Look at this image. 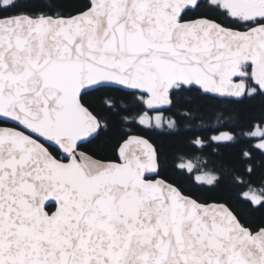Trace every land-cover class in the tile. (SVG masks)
I'll return each instance as SVG.
<instances>
[{"label":"snow or ice","instance_id":"obj_1","mask_svg":"<svg viewBox=\"0 0 264 264\" xmlns=\"http://www.w3.org/2000/svg\"><path fill=\"white\" fill-rule=\"evenodd\" d=\"M0 264H264V0H0Z\"/></svg>","mask_w":264,"mask_h":264},{"label":"trees","instance_id":"obj_2","mask_svg":"<svg viewBox=\"0 0 264 264\" xmlns=\"http://www.w3.org/2000/svg\"><path fill=\"white\" fill-rule=\"evenodd\" d=\"M212 123H214V122H212Z\"/></svg>","mask_w":264,"mask_h":264}]
</instances>
